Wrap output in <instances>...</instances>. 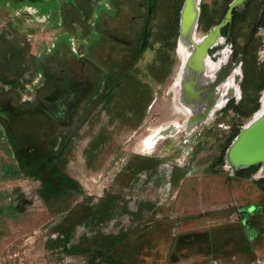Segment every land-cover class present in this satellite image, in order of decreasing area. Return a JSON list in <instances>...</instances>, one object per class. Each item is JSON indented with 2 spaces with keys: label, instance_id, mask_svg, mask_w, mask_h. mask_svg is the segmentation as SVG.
I'll list each match as a JSON object with an SVG mask.
<instances>
[{
  "label": "rangeland",
  "instance_id": "374dc122",
  "mask_svg": "<svg viewBox=\"0 0 264 264\" xmlns=\"http://www.w3.org/2000/svg\"><path fill=\"white\" fill-rule=\"evenodd\" d=\"M183 1L157 0L151 38L156 52L148 49L131 79L115 88L109 102L93 109L87 122L71 127L74 137L58 166L44 169L47 174L56 171L57 185L64 176L75 178L80 192L68 188L48 205L41 197L44 179L18 169L14 148L6 151L0 143V264H264V191L257 183L264 178L261 168L241 177L226 163L211 165L234 130L252 115L238 117L226 107L216 112L197 139L189 141L184 132H177L158 141L155 149L138 153L153 148L158 130L148 135L170 118L164 114L179 63L175 52L179 29L176 38L170 33ZM226 1L203 0L202 5L218 12ZM1 15L0 23L7 18ZM256 17V12L248 13L235 26L236 40L251 38ZM27 18V33L34 37L28 42L23 97L36 90L31 52L42 44L50 47L60 31L36 27ZM198 31L207 32L204 22L199 21ZM166 35L170 44L164 49ZM3 36L0 43L7 40ZM258 38L254 34L252 41L258 44ZM12 93L20 97L18 90ZM187 146L196 148L186 151ZM134 162L149 168L134 173ZM245 207L256 208L248 218L257 231L251 246L229 234L239 230ZM60 238L63 243L56 244ZM101 250L111 259L94 260Z\"/></svg>",
  "mask_w": 264,
  "mask_h": 264
},
{
  "label": "flooded vegetation",
  "instance_id": "af4514ba",
  "mask_svg": "<svg viewBox=\"0 0 264 264\" xmlns=\"http://www.w3.org/2000/svg\"><path fill=\"white\" fill-rule=\"evenodd\" d=\"M202 1L200 0V6ZM233 1L231 0L229 7ZM253 1L245 0L242 5L233 8L232 18L221 28V37L208 49L206 58L208 74H202V78L199 79V84L209 86L210 76L215 70L218 72L219 64L229 61L234 71L222 87L224 93L219 106L225 104L216 108L199 126L192 125L190 129H187L185 111L179 113L172 107L174 97L172 81L169 110L163 113L164 117L170 118L164 125L154 127V131L148 135L158 130L155 134L153 148H144L138 152L139 154L142 155L143 151L155 149L158 141L167 139L169 135L177 132H184L189 141L197 139L198 134H202L206 129L205 125L210 122L217 111L226 107L234 110L229 107V104L241 102L245 86L249 84L258 86L264 82V24H261L264 15V0H256L259 4L260 15L256 18L252 28L253 30L257 26L254 34L260 36L258 44L255 41L248 42V40L239 42L235 39L232 29H227L228 31L225 32V27L233 23L234 9L243 13L250 4H253ZM156 11L157 0H0V16L3 13L7 17L0 23V36L4 34L7 37L3 36L7 40L0 43L2 46L0 74H11L8 79L13 78V68L7 60L12 59L14 54L18 59L15 70L23 75L28 71V42L33 39L34 35L27 33V17H31L36 27L43 26L44 28L45 23L46 25L56 24L62 28L77 26V31L80 34L82 32L86 37L84 43L78 42L76 47L68 43L57 46L53 42L46 50L40 47L37 52H31L36 68V77L34 79L30 77L33 89H36L31 97H23L28 85L26 83L28 80L23 77L20 78L22 85L16 88L20 97L12 93L14 87L11 82L0 79V132H2L0 143L5 144L6 151L9 147L14 148L18 169L44 170L58 166L74 137L70 133L71 127L77 122H87L93 109L109 102L115 88L120 87L125 79H131L137 64L148 49L156 52V47L151 48L152 24L155 21ZM57 33L55 32L54 39ZM166 36L164 39H168L169 35ZM253 45L256 46L257 55L247 56L246 52L252 49ZM177 48L178 37L175 52L179 59V67L181 59ZM249 69L252 70L251 74L248 72ZM237 70L238 72L235 73ZM234 74H240L238 80L240 96L233 94L227 99L229 85L236 82ZM182 97V89H179L178 102ZM88 101L92 103L91 106ZM84 112L86 114H83ZM79 127L78 125L75 128L79 129ZM62 128H68L67 134H61ZM195 148L196 146H187L186 151H193ZM22 160L25 161L23 165ZM49 161L51 163L47 165L46 162ZM132 165L134 173L149 168L140 162H134ZM257 165L261 168L260 164ZM176 173L178 172L173 173V176ZM171 183L173 185V179ZM83 195L88 197L86 193ZM250 207L243 209L244 214L241 217L239 230L235 228L233 234L229 232L234 237L242 238L248 246H251V238L257 234L256 229L254 230L248 221V218L255 214L256 208L250 210ZM217 240L220 241L218 237Z\"/></svg>",
  "mask_w": 264,
  "mask_h": 264
},
{
  "label": "water",
  "instance_id": "95a60500",
  "mask_svg": "<svg viewBox=\"0 0 264 264\" xmlns=\"http://www.w3.org/2000/svg\"><path fill=\"white\" fill-rule=\"evenodd\" d=\"M245 0H234L225 18L206 33L198 31L201 13L200 0H184L180 12L178 48L186 50L187 58L181 66L182 79L180 89L183 97L179 99L183 111L187 114L186 126H199L219 106L223 96V85L228 82L233 65L225 61L218 66V72L210 76L209 86L199 84L202 74H208L206 61L208 49L221 37V28L232 18L233 8L242 5ZM197 33L203 34L197 38ZM181 97V96H180ZM260 106L241 127L226 149L227 168L233 170L260 164V173L264 174V89L260 92Z\"/></svg>",
  "mask_w": 264,
  "mask_h": 264
},
{
  "label": "trees",
  "instance_id": "16d2710c",
  "mask_svg": "<svg viewBox=\"0 0 264 264\" xmlns=\"http://www.w3.org/2000/svg\"><path fill=\"white\" fill-rule=\"evenodd\" d=\"M231 2V0H227L226 3L224 4L223 8L220 9V11L217 12V9L214 10V12L217 14V17L215 18V13L213 12V9L211 10V6L209 4H203L202 5V13H201V17H200V22H204V27L205 29L210 28L212 25L220 22L222 20V18H224L225 13L229 7V3ZM259 4L256 0L253 1V4H250L248 9L243 12L240 13L238 12L237 9H234V20L232 24H229L227 27H225V32H227L229 29H234L235 26L241 21V20H245L248 13H253L256 12L257 13V17H259ZM176 24L173 26V28L171 29V33L170 36H177L178 34V29H179V13L177 12V19H176ZM261 24H264V15L262 17V22ZM257 27V26H256ZM256 27L253 29L252 31V36L251 38L248 39V42L252 41V38L254 37V33L256 30ZM228 29V30H227ZM169 36V37H170ZM167 37V36H166ZM168 37V39H164L163 38V47L165 49V46H167L168 44H170V38ZM236 35H235V39H236ZM254 41V40H253ZM252 41V42H253ZM175 40L171 42V46L175 47ZM256 50V46L253 45L252 49H249L246 53L247 56H254L255 55V51ZM17 58H16V54L12 55V59H8L7 62H10L9 65L13 68V78L12 79H8L9 75L11 74H0V79L5 80L6 82H11V84L13 85L14 89H16L18 86L22 85L20 84V78L23 77V74L20 72H17L16 69V65H17ZM264 88V82L261 83L258 86H255L254 84H249L247 86H245L244 88V92H243V98L241 100L240 103H234L231 102L229 104L230 108H233L235 110V113L238 117H243V116H250L252 115L260 106V102H259V97H260V92L261 90ZM146 97V95H144ZM149 98V97H148ZM148 100V99H147ZM240 128H236L233 132V134L231 135V137L228 140L227 146L226 148L223 149L222 154L219 155V157L211 164L212 167H215L217 165H222L225 163V152L227 147L229 146V144L232 142V140L234 139V137L239 133ZM36 162V161H35ZM34 162V163H35ZM25 163V161L22 160V165ZM47 165L49 162H46ZM50 165V164H49ZM144 167V166H142ZM259 165H252L249 167H245V168H240L238 170H236V173L241 176V177H248L251 176L252 173H254L257 169H258ZM26 172L30 175L35 176L36 178H41L44 179L42 184V190H41V197L43 198V200L49 205L51 202V199L54 197H58L60 195H62L66 189L70 188V189H74L77 192L81 191V184L74 178L70 177V176H64L60 179L59 181V186L55 183V179H57L56 177H54V175H56V171H50V174H47L45 170H37V169H29L26 170ZM257 183L259 185H261L262 190L264 191V178L260 179L257 181ZM111 216V215H109ZM63 239H59L58 241H56V244H62L63 243ZM65 243V242H64ZM97 257H102L104 259H111V254H107V251H99L98 254H96L94 256V260L97 259Z\"/></svg>",
  "mask_w": 264,
  "mask_h": 264
},
{
  "label": "bare ground",
  "instance_id": "6f19581e",
  "mask_svg": "<svg viewBox=\"0 0 264 264\" xmlns=\"http://www.w3.org/2000/svg\"><path fill=\"white\" fill-rule=\"evenodd\" d=\"M199 37H202V34L197 33V38H199ZM186 50H190V48L186 49L182 45L179 46V55H180L181 61H180L179 67L176 71L175 77L173 78V84H172V89H173V93H174L173 94L174 97L172 96L173 97L172 98L173 99V106L172 107H173L174 111L179 112V113H182L184 110V108H182V106L178 102V95H179V89H180V84H181V79H182L181 64L183 63V60H185L187 58V53H188ZM237 72H238V70L235 73H237ZM214 73L215 72H213V75H214ZM234 75L236 78V82H234V84L232 83L231 85H229L230 87H229V94L227 96V99L230 98L233 94H238L240 91L239 85H238V80H239L240 74H234Z\"/></svg>",
  "mask_w": 264,
  "mask_h": 264
},
{
  "label": "crops",
  "instance_id": "0c3cea01",
  "mask_svg": "<svg viewBox=\"0 0 264 264\" xmlns=\"http://www.w3.org/2000/svg\"><path fill=\"white\" fill-rule=\"evenodd\" d=\"M44 26H46L47 28H57L60 29V31H58V33L56 34V38L52 40V44L53 42L56 43L57 46H62L65 43L68 44H73V46L75 47V45L78 42L84 43V41L86 40L85 34H83L81 32V34L77 31V26L72 25V28H69V26H65V28L63 27H59L56 26V24H48L46 25V23L44 24ZM51 44V45H52ZM43 50H46V48H48L49 46H45L44 44H42Z\"/></svg>",
  "mask_w": 264,
  "mask_h": 264
}]
</instances>
